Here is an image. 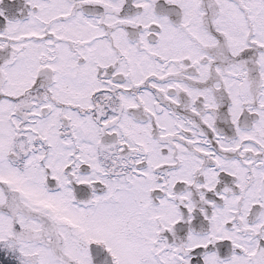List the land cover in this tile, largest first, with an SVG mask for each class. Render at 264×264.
Masks as SVG:
<instances>
[{
  "label": "snow or ice",
  "instance_id": "1",
  "mask_svg": "<svg viewBox=\"0 0 264 264\" xmlns=\"http://www.w3.org/2000/svg\"><path fill=\"white\" fill-rule=\"evenodd\" d=\"M0 264H264V0H0Z\"/></svg>",
  "mask_w": 264,
  "mask_h": 264
}]
</instances>
